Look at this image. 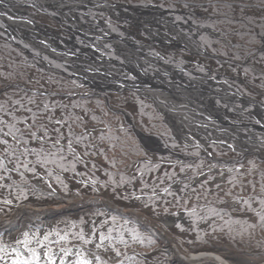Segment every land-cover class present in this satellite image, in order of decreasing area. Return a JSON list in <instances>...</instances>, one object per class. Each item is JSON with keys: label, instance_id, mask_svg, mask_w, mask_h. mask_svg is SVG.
<instances>
[{"label": "rangeland", "instance_id": "obj_1", "mask_svg": "<svg viewBox=\"0 0 264 264\" xmlns=\"http://www.w3.org/2000/svg\"><path fill=\"white\" fill-rule=\"evenodd\" d=\"M17 1L27 5L47 30L93 46L31 0ZM107 1L147 3L179 11V21L187 19L211 28L216 37L200 38L210 57L174 43H156L128 20L79 10L81 17L107 22L115 32L151 46L162 63L225 76L245 96L264 105V37L258 34L264 32V3ZM3 28L0 22V141L7 142H0V219H12L19 212L23 217L21 228L0 235V264H14L30 257L32 251L63 256L61 249L72 250L64 257L66 264L82 259L88 264H181L166 252V242L152 227L182 256L211 253L228 264H264V161L258 159L264 158V145L257 158L237 149L239 139L234 142L223 133L214 135L180 121L182 133L177 137L155 102L137 89H106L79 82L68 66L44 53L38 56L35 49L24 51L19 46L23 39L10 37ZM92 40L109 47L113 43L107 35ZM42 58L60 72L42 67ZM72 59L94 67L102 63L100 59ZM13 84L42 92L96 97L43 96L21 87H7ZM148 84L153 82L144 86ZM189 86H182V90L210 96ZM158 93L167 94L164 88ZM217 104L226 109L221 100ZM249 109L251 106L244 112ZM116 110L129 117L134 132ZM226 111L231 121L254 122L248 115ZM138 130L142 137L159 139L162 146L154 140L141 142ZM202 154L225 162L208 160ZM89 199L101 203L66 211L67 205ZM102 203L121 212L109 211ZM25 207L40 211L53 208L55 212L42 217L23 212ZM11 226H19V222L3 229Z\"/></svg>", "mask_w": 264, "mask_h": 264}, {"label": "bare ground", "instance_id": "obj_2", "mask_svg": "<svg viewBox=\"0 0 264 264\" xmlns=\"http://www.w3.org/2000/svg\"><path fill=\"white\" fill-rule=\"evenodd\" d=\"M31 3L52 15L56 21H63L78 36L93 43L92 47L80 45L74 38H63L61 35L42 27L30 14L27 5L17 0H0V22L4 24L10 37L23 39L21 47L27 51L35 49L38 56L44 53L50 58L68 66L72 75L79 82L92 83V86H102L106 89H120L132 87L140 95L153 100L157 109L166 116V121L175 136L179 137L180 122L200 127V131L222 135L235 142L237 149L243 153L258 154L264 145V105L254 98L245 96L236 85L227 81L225 76H213L205 69L204 73L194 72L187 66H177L168 62L162 63L158 53L152 51L151 46L136 42L130 35H121L115 32L112 25L99 19L94 21L80 16L79 10L98 11L105 13L113 20H128L142 29L154 42H170L192 50L194 53L210 56L200 38L204 35L216 37V33L208 27L196 25L187 19L179 21L176 14L179 11H168L151 4L127 5L117 4L105 0H31ZM107 35L113 43L111 47L102 42L96 44L93 38L102 39ZM25 39V40H24ZM119 56L113 59L109 54ZM74 57L100 59L94 67L89 63L74 61ZM42 67L56 70L42 58ZM60 72L59 70H56ZM222 77V78H221ZM228 79V78H227ZM148 84L147 87L144 84ZM150 85V86H149ZM194 85L205 94L184 92L182 86ZM112 87V88H111ZM164 88L167 94L158 93ZM196 92V91H195ZM55 97H81L80 93H56ZM197 93V92H196ZM91 97H96L92 96ZM84 96L82 98H85ZM217 100H221L231 113L241 116H250L253 123L231 121L226 116V109L220 108ZM189 105V106H187ZM236 105H240L237 107ZM251 106L247 112L245 108ZM111 108V107H110ZM178 112V114L176 113ZM177 115V116H176ZM180 115V117L178 116ZM176 116V117H173ZM125 121L133 124L129 117ZM210 124H213L212 127ZM246 127L250 128L245 129ZM141 142L149 140L162 142L154 137H142ZM149 143V142H148ZM211 157V156H210ZM215 161H219L215 159ZM25 207L23 212L43 217V214L55 212L53 208L42 211ZM44 219V218H43ZM5 221H1L0 224ZM157 234L167 243L163 233ZM165 243V244H166ZM167 245V244H166ZM168 246V245H167ZM168 252L181 264H228L224 259L211 253L179 255L173 246H168Z\"/></svg>", "mask_w": 264, "mask_h": 264}, {"label": "snow or ice", "instance_id": "obj_3", "mask_svg": "<svg viewBox=\"0 0 264 264\" xmlns=\"http://www.w3.org/2000/svg\"><path fill=\"white\" fill-rule=\"evenodd\" d=\"M4 135H8V133H4ZM0 142H3L5 144L7 143L6 141H0ZM17 143H20V141H17ZM25 235H27V233H25ZM45 239H47V237H45ZM61 239H64V238L61 237ZM101 239H103V237H101ZM37 243H39V241H37ZM99 246L100 245H97V247H99ZM42 247H43V245H42ZM60 251L63 254V256L60 257L61 264H63V257L68 256L72 250L71 249H61ZM44 257L48 260V264H56L55 254L52 253L51 251L45 252ZM97 259H98V257H97ZM14 264H39V257L36 255L35 251H32L30 259L15 261ZM77 264H88V261L82 259V260H79L77 262Z\"/></svg>", "mask_w": 264, "mask_h": 264}, {"label": "water", "instance_id": "obj_4", "mask_svg": "<svg viewBox=\"0 0 264 264\" xmlns=\"http://www.w3.org/2000/svg\"><path fill=\"white\" fill-rule=\"evenodd\" d=\"M93 202H96V200L95 199H91V200H88V201H86V202H84V203H82L84 206H88L89 204H91V203H93ZM84 206H80V207H78V208H82V207H84Z\"/></svg>", "mask_w": 264, "mask_h": 264}, {"label": "trees", "instance_id": "obj_5", "mask_svg": "<svg viewBox=\"0 0 264 264\" xmlns=\"http://www.w3.org/2000/svg\"><path fill=\"white\" fill-rule=\"evenodd\" d=\"M257 2L263 4L264 3V0H256ZM258 34L259 35H262L264 37V32L260 33V31H258Z\"/></svg>", "mask_w": 264, "mask_h": 264}]
</instances>
